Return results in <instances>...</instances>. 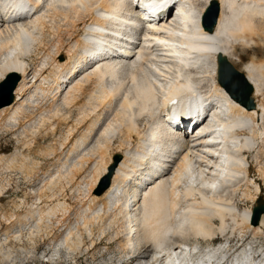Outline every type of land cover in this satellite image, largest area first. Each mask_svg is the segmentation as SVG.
<instances>
[{"label":"bare ground","instance_id":"obj_1","mask_svg":"<svg viewBox=\"0 0 264 264\" xmlns=\"http://www.w3.org/2000/svg\"><path fill=\"white\" fill-rule=\"evenodd\" d=\"M140 1L0 0V19L7 12L25 18L0 26V84L11 73L22 79L13 104L0 110V132H10L17 143L10 155L0 154V175H21L35 186L45 169L41 160L70 146L65 154L78 162L66 161L68 168L58 161L57 167L68 168L66 174L65 166L53 176L47 171L41 184L47 190L60 182L63 186L62 180L73 185L93 163L83 205L88 212L80 214L87 233L93 234V226L113 206L119 246L134 248L137 264H224L229 250L224 244L205 248L200 241L264 235V216L253 226V208L240 212L234 203L236 198L257 203L262 193L245 151L254 149L258 160L264 144V0H218L213 32L203 25L212 0H181L176 20L146 30L144 39L131 45L136 31L130 24L138 26L136 15L151 11H134ZM107 44L108 57L89 49ZM241 48L259 57L242 70L254 88L253 110L235 102L218 80V55L235 65L233 57ZM86 50L100 54L99 61L71 82L75 67L91 65V56L82 59ZM170 102L184 116L189 111L208 114L195 137L183 138L165 127ZM140 121L147 122L146 129ZM61 129L57 147L40 146ZM116 155L122 161L112 184L97 196ZM10 182L0 184V202ZM47 190H33L16 201L14 211H1L0 248L21 242L20 236H11L17 225L69 214L67 202ZM71 235L65 239L68 249ZM255 243L239 249L231 264H257Z\"/></svg>","mask_w":264,"mask_h":264},{"label":"rangeland","instance_id":"obj_2","mask_svg":"<svg viewBox=\"0 0 264 264\" xmlns=\"http://www.w3.org/2000/svg\"><path fill=\"white\" fill-rule=\"evenodd\" d=\"M82 27L79 30V34H82ZM65 41L68 42V38H66ZM255 58H259L255 52H253L252 50H249V49L241 48L237 51L236 55L233 57V61L235 62V66L239 70L242 71L244 69V67L248 63H251V61H253ZM29 113H31V111ZM146 121L148 122L149 119ZM146 121L145 122L140 121V124L142 125L143 129H146L145 128V125L147 123ZM144 123H145V125H144ZM63 134H64V129L59 130V132L57 133L56 136L49 137L50 140L46 139V141H42L40 146L42 148H46L47 146H50V145L57 147L60 140L63 138ZM16 148H17V143L15 142V139L10 134V132H0V154L2 156L3 155L8 156L11 153H13ZM69 148H70V146L66 147L62 153L59 152L57 155L58 157L54 156L53 158H50L47 160H43V159L41 160L40 159L41 163H42V168L43 169L45 168V169L42 170V172L40 173V177H39L40 179L37 178L35 180V182H36L35 186L24 181V179L21 175L16 174L13 177H9V176L5 175L6 176L5 178L10 179V181H11L9 186H8V190L10 189V191L4 195L2 202H0V214L2 215L3 211H8V212L14 211L15 206H16V201L18 202L17 204H19V200L27 197L28 195L29 196L32 195V192H34L33 190L37 191L41 187L43 189L47 190V186H44L45 185L44 183L41 184L42 183L41 177H42L43 173L49 171L52 173V176H53V175L57 174V169L59 167L62 168L65 165L67 166L69 164V162H70L69 165H72L73 163L78 162V158L75 159L74 158L75 156L70 158V159L68 158L67 155H68ZM253 150L254 149L246 150L245 155L247 156L248 161H249L250 165L252 166L251 167V170H252L251 171V177L256 181V183H258L261 186L262 193H261L260 197L264 198V178H263V174H264V144L261 147V149L259 150V153L257 156L258 160H256L254 158V156L257 154V152L255 151L256 152L255 153ZM33 153H34V151H33ZM85 153H87V152H85ZM1 155H0V157H1ZM114 157H113V159H114ZM66 158H68V160ZM62 159H63V161H62ZM58 161H60V162L62 161L65 165L61 164L62 166L59 165V167H57V165H58L57 163H59ZM66 161H69V162H66ZM66 166L64 167V169L62 171L68 170L69 166H67L68 168ZM92 170H93V163L90 164L89 166L87 165L84 173L78 178V180L76 182L77 184L74 183L75 185L69 184V186H68L67 183L65 182V180H62L63 186H62V183L60 182L59 185L61 187L58 186V184H57V186H56L57 188L55 187V189L48 188V190L46 191L48 194L57 195V198H58L57 200H59L61 202H67V205L69 206V214L70 215L67 214L65 217L69 216L68 219H66L65 217H62V218L61 217H59V218L53 217L52 219H48L46 221L44 220L42 222L43 227H42V224H37V223H33V222H31L27 225H22V226L17 225L16 228H13L16 232L13 231V229H12L11 236H14V234L20 236L22 238V239H20L21 242L19 243V241H17V240H15L16 242L11 241V244L8 243L6 246H4L5 249L3 247L0 248V251H2V253H0V264H137V260H138L137 257L136 256L133 257L134 256V254H133L134 248L133 249L130 248V249L125 250V248H122L119 246L120 241L122 240V236L119 235V238H117L118 236H116V234H115V231L117 229V225L115 223L111 222L113 220V216H111V215L115 214L114 213L115 210H114L113 206L111 208L110 215L106 219H104L103 222L101 220L100 223H98V222H97L98 224L95 223L96 225L93 226L94 227L93 228V234H92L93 236L90 235L89 233H87V231H85L84 226H82L83 222L80 219V217L82 214H85V212H88V211L84 210V209H86V206H83L85 201L87 200V198H86L87 194H86V188H85L86 187V179L88 178L87 180H89V178H90L89 176H91L90 171H92ZM65 171L63 173H65ZM88 171L90 173H88ZM3 176L4 175H2V174L0 175V177H1L0 184L3 182L5 183L6 180H8V179H5ZM4 179H5V181H3ZM81 181H82V183H81ZM63 190L65 192H63ZM60 191H62V192H60ZM71 193H72V195H71ZM74 200L77 202H75ZM235 201H237V202H235ZM235 201H234V203L236 205H238V209L240 210V212H244L248 208L254 209V207H256V205H257L256 202L252 203L251 200L249 201L247 199L240 200V198H236ZM55 202H56V200H55ZM121 203L122 202H120V204ZM72 209H74V210H72ZM82 210H84V211H82ZM17 211H23V209L17 210ZM77 211H78V213H77ZM76 216L79 218H77ZM0 220H1V218H0ZM56 223H58V224H56ZM214 223L216 225L220 224V222L216 219H215ZM108 224H109V226H108ZM101 227H102V230H105V233H104L105 235L102 234ZM3 228L5 229L4 225H3ZM103 228H105V229H103ZM19 229H21V230H19ZM98 229L100 231H98ZM91 230H92V226H91ZM19 233H21V234H19ZM71 233L74 235H71L72 238L70 237L72 239V240H70V244H69V245H71L70 246L71 249L70 248L68 249L67 246H68L69 242L65 243V239H66L67 235L69 236V234H71ZM4 238L5 237H3L2 239H4ZM251 241L256 242L257 244L255 243V246H256V248L258 247L257 252L255 253V256L254 255L253 256L255 257L257 264H262V262L264 261V235H263V237H259L255 240H253L252 236L251 237L245 236L244 238L239 236L238 239L237 238L235 239L234 237L233 238L229 237V239H226V237H222V236L218 235L215 237V239H212L209 242H203V241H200V242H201L202 246L205 248L209 247V246H219L220 244H224V246H226V249L227 250L229 249L226 252V260H225L224 264H231L232 260L235 258L237 253L240 250H242V248ZM0 243H1V241H0ZM77 243H79V244H77ZM73 247H76V249H74ZM228 247H230L232 250ZM7 249L10 252L7 251ZM227 253H228V255H227Z\"/></svg>","mask_w":264,"mask_h":264},{"label":"water","instance_id":"obj_3","mask_svg":"<svg viewBox=\"0 0 264 264\" xmlns=\"http://www.w3.org/2000/svg\"><path fill=\"white\" fill-rule=\"evenodd\" d=\"M220 2L212 0L207 8L203 18L205 30L213 32L217 26L220 15ZM218 80L223 88L229 93L231 98L248 110L256 107L253 99V85L249 82L246 75L239 70L225 55H218ZM21 82V76L18 73H11L0 84V110L10 106L15 101V90ZM113 165L109 168L108 174L100 183L96 195L104 194L111 186L112 179L119 163L122 161V155H116ZM264 216V198L260 197L256 207L253 209L251 224L259 226Z\"/></svg>","mask_w":264,"mask_h":264}]
</instances>
